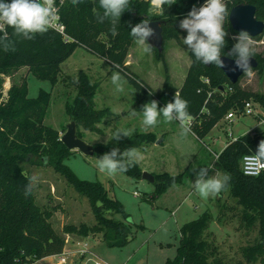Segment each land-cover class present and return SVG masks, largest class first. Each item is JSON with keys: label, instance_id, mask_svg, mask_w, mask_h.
Here are the masks:
<instances>
[{"label": "trees", "instance_id": "obj_1", "mask_svg": "<svg viewBox=\"0 0 264 264\" xmlns=\"http://www.w3.org/2000/svg\"><path fill=\"white\" fill-rule=\"evenodd\" d=\"M198 1L203 0H177L170 8L167 5L159 6L158 13H152L150 0H131L133 6L130 11L122 14L118 24L119 34L113 37L109 31L111 25L107 21L96 22L93 9H98V2L85 0L84 3L73 6L71 0H63L60 15L68 40L49 29L43 36L37 35L35 40L16 38L15 52L0 50V264H32L46 256L61 255L67 234L87 237L98 233L108 246H120L130 240L128 214L123 204L110 197L101 183L78 178L64 163V159L73 151L63 144L56 129L43 123L50 93L39 90L36 97H29L27 77L18 83H12L6 93H2V76L26 67L28 74L53 82L60 71V63L81 46L120 71L146 101L157 100L159 106L163 107L165 103L172 101L175 92L153 91L132 74L126 64L133 41L129 35V24L134 26L147 18L158 19L164 21L161 25L163 42L165 39H174L190 58L189 67L177 92L189 101V125L198 139L204 138L228 112L240 113L248 101L264 109V93L246 90L239 81L230 82L222 70L214 65L196 62L182 44L180 37H183V32L179 28V20L193 6H197ZM240 3L253 5L255 17L264 21V0H227L229 10ZM225 28L228 32V44L224 52L227 53L235 43L232 37L238 32L232 29L229 20ZM8 32L11 35L12 29L9 28ZM261 37L262 35H257L252 38L260 40ZM153 50L161 59L162 51L158 52L155 48ZM254 58L257 61L254 69L264 71V56L256 53ZM114 65L119 67L115 68ZM74 83L77 93L72 104L66 105V110L70 119L75 121L76 134L81 138L79 128L95 131L96 124L109 111L107 108H95L97 84L92 83L85 72L80 70ZM150 91L153 93L151 96ZM259 116L257 114L255 118L258 119ZM153 138L152 133H136L130 138L122 137L119 141L110 139L107 143L92 145L93 155L102 156L113 147H118L121 151L139 147ZM261 140H264V130L248 131L232 137L215 158L218 169L231 174L230 188L227 191L235 204L240 206L242 224L249 228L255 221L259 223L257 239L252 244L239 247L246 264H264V171L256 176L246 175L241 170L240 161L244 155L250 154V150L252 153L256 152ZM22 161L50 166L79 195L87 199L93 223H68L63 225L61 231L56 230L51 221L53 209L42 208L36 203L35 190L27 198L22 194L27 183L25 176L21 175L24 172ZM141 173L136 164L125 174L139 179ZM173 178L176 182V177L166 172L155 174L152 198L174 183ZM219 201L220 197L217 200L216 218L220 217L224 207ZM108 214H120L122 220ZM211 220L212 215L206 209L195 219L182 224L178 230L176 253L165 264H226L217 246L209 239Z\"/></svg>", "mask_w": 264, "mask_h": 264}, {"label": "rangeland", "instance_id": "obj_2", "mask_svg": "<svg viewBox=\"0 0 264 264\" xmlns=\"http://www.w3.org/2000/svg\"><path fill=\"white\" fill-rule=\"evenodd\" d=\"M151 5V12L158 13L159 6ZM182 32L183 36L187 35L185 30ZM261 35L260 40H254V48L256 53L264 56V34ZM144 47L145 45L132 41L126 58L128 70L157 93L163 90L176 93L190 64L187 52L174 39L164 40L161 59L157 57L155 50L145 53ZM80 70L85 72L92 83L97 84L95 108H107L109 111L96 124L95 131L79 128L81 139L87 144L95 145L107 143L117 129L128 130L131 135L152 133V141L136 147L140 153L138 167L141 172L152 175L166 172L177 180L152 198L154 182L135 179L125 173L101 170L98 161L100 156H88L72 150L64 163L78 178L101 183L110 197L123 204L128 214L129 241L120 246H108L100 234H90L85 241L87 249L108 264H165L176 253L179 227L207 209L212 215L208 229L209 239L217 246L226 264H246L239 247L252 244L257 239L258 221L246 228L240 221V206L235 204L227 190L207 199L202 198L192 187L196 178L192 169L211 166L213 171L223 172L218 169L213 153L218 154L227 141L250 131L253 126H256V131L264 130V124L255 118L257 113L264 115V109L250 101L253 103L252 115H235L230 120L224 117L202 139L192 134L182 135L178 123H166L162 116L158 118L156 126L145 131L142 114L132 116L131 112L133 109L141 111L142 105L148 101L120 71L123 81L118 89L111 79L112 72L118 70L112 68L102 57L81 46L60 63L55 81L37 78L28 74L26 67H20L9 75L2 76V93H6L12 83H18L24 77H27L29 97H36L39 90L49 92L43 123L56 129L61 135L71 120L66 105L72 104L77 93L74 80ZM239 84L246 90L264 93V71L253 69L252 75H243ZM21 166L28 175L35 174L40 178L35 189L36 203L42 208L53 209L51 221L56 230L61 231L63 225L68 223H93L87 199L79 195L50 166L34 165L27 161H22ZM219 197V203L224 207L220 217L216 218ZM108 216L122 220L120 214ZM67 238L69 240L66 241L64 252L68 254L62 264H93L87 259L92 257L90 255L81 261L78 253L73 256L79 249L76 240H85L86 237L82 239L67 234ZM57 259V256L51 255L32 264H59Z\"/></svg>", "mask_w": 264, "mask_h": 264}, {"label": "clouds", "instance_id": "obj_3", "mask_svg": "<svg viewBox=\"0 0 264 264\" xmlns=\"http://www.w3.org/2000/svg\"><path fill=\"white\" fill-rule=\"evenodd\" d=\"M55 0H0V50L3 52H15L17 39L35 40L37 35L43 36L55 18L53 7ZM85 0H71L73 6L84 3ZM98 2V9L94 8V16L97 23L107 21L111 27L109 31L113 37L117 36L118 24L125 11L132 8L131 0H93ZM157 6L167 5L170 8L177 0H154ZM230 10L227 0H205L200 6H193L187 15L179 20V28L187 32L186 36L180 37L181 42L194 56L195 61L203 65H214L218 69L225 67L222 56L233 58L237 68L241 69L244 76H251L253 69L250 58L255 57L254 39L246 30H240L232 37L235 43L230 51L224 52L227 47L228 36L225 24L228 22ZM129 35L138 45H145L144 52L151 53L153 46L148 43L150 37L155 36V30L150 26V19H143L134 26L129 24ZM11 28V35L8 29ZM113 67L118 68V65ZM113 84L119 89L123 77L119 71H113L111 76ZM139 83V82H137ZM141 86H143L141 84ZM153 93L150 91L149 95ZM142 114L145 131L158 123V118L163 117L166 123H178L182 129V135H195L191 126L186 123L189 113V101L182 98L176 92L172 101L159 106L157 100H150L142 105L141 111L132 110L131 115ZM122 137H131L128 130L117 129L112 134V140L119 141ZM140 153L136 147L126 148L123 151L113 147L109 152L98 158L99 168L109 173H126L137 164ZM245 174H256V171L264 167V140L258 144L256 152L244 157ZM251 162L252 167H249ZM211 170V174H210ZM195 181L192 187L202 198L219 195L222 191L230 188L231 174L227 172L213 171L211 166L193 168ZM25 176L27 183L23 187L24 197L31 196L40 182V178L33 174ZM173 182L175 179L173 178Z\"/></svg>", "mask_w": 264, "mask_h": 264}, {"label": "water", "instance_id": "obj_4", "mask_svg": "<svg viewBox=\"0 0 264 264\" xmlns=\"http://www.w3.org/2000/svg\"><path fill=\"white\" fill-rule=\"evenodd\" d=\"M229 23L233 30L239 32L240 30H246L251 37L264 34V21L255 17V7L250 4L240 3L233 6L230 9ZM164 23L162 20H150V26L155 30V36L150 37L148 43H150L158 52L163 49V36L162 27ZM225 67L221 68L227 79L235 83L239 81L243 75V71L236 67L233 58L226 55L222 56ZM250 65L252 69L257 67V61L254 57L250 58ZM60 140L69 150H77L84 155H93V146L85 143L76 134V124L74 120H70L66 125V130L60 135ZM141 178L150 182H154V175L142 172Z\"/></svg>", "mask_w": 264, "mask_h": 264}, {"label": "built area", "instance_id": "obj_5", "mask_svg": "<svg viewBox=\"0 0 264 264\" xmlns=\"http://www.w3.org/2000/svg\"><path fill=\"white\" fill-rule=\"evenodd\" d=\"M153 0H150V3L153 4L152 2ZM8 2H10V0H8ZM63 0H55L54 2V7H53V12H54V15H55V18L52 20L50 26H49V29L50 30H53V31H56L58 32L59 34H61L63 36L64 39L68 40L69 39V36L67 35L66 33V29H65V25L61 19V15H60V7H61V4H62ZM205 2V0L203 1H198L197 3V8L200 7L203 3ZM157 6V5H156ZM253 103L248 101L244 104V107H243V110L236 114L234 111H230L226 114L225 118L230 120L232 119L235 115H252L253 114V107H252ZM259 106V105H258ZM260 107V106H259ZM259 114V118H258V121L259 123L261 124H264V115H261L260 113H257ZM255 114V115H257ZM187 124L189 125V120H187ZM256 128L253 127L251 128L250 131H255ZM246 155H249V154H246ZM244 155L240 161V167H241V170L242 172L245 174V161H244V157L246 156ZM213 156L215 158H217L218 154L217 153H213ZM249 167H252L251 165V162L249 164ZM262 171H264V167H261L259 168L257 171H256V174H246V175H251V176H256L258 175L259 173H261ZM67 241V240H66ZM79 244V243H78ZM76 253H78L80 256H84L85 254H89L90 256L92 257H89V260L93 262V264H108L107 262L105 261H102L100 258L96 257L94 254H92L86 247V244H81V246L79 247V249L76 250ZM68 253L66 252H63L61 255H58V261L59 262H65L66 261V255Z\"/></svg>", "mask_w": 264, "mask_h": 264}, {"label": "crops", "instance_id": "obj_6", "mask_svg": "<svg viewBox=\"0 0 264 264\" xmlns=\"http://www.w3.org/2000/svg\"><path fill=\"white\" fill-rule=\"evenodd\" d=\"M261 115H262V114H261ZM253 127L256 128V126H253ZM253 127H252V128H253ZM69 238H70V237H69ZM69 238H67L66 240H69ZM81 238L83 239V238H85V237H81ZM88 238H89V236H87V237L85 238V240H79V239H78V240H76V244L80 247L82 243H83V244H86L85 241H86ZM78 243H79V244H78ZM86 247H87V244H86ZM64 248H65V247H64ZM88 250H89V249H88ZM89 251H90V250H89ZM70 252L73 254V251H70ZM90 252H91V251H90ZM72 254H71V255H72ZM76 254H77V253L74 252V255H73V256H77ZM92 254H93V253H92ZM88 255H89V254H85L83 257H82V256H78L79 261H81L82 259H84V258H85L86 256H88ZM87 259L89 260V258H87ZM57 261H58V259H57ZM58 263H59V264H62V262H59V261H58ZM63 263H65V262H63Z\"/></svg>", "mask_w": 264, "mask_h": 264}, {"label": "bare ground", "instance_id": "obj_7", "mask_svg": "<svg viewBox=\"0 0 264 264\" xmlns=\"http://www.w3.org/2000/svg\"><path fill=\"white\" fill-rule=\"evenodd\" d=\"M153 3H154V0H153Z\"/></svg>", "mask_w": 264, "mask_h": 264}]
</instances>
